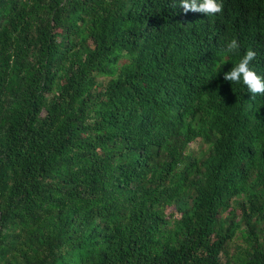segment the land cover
Segmentation results:
<instances>
[{"label": "trees", "instance_id": "trees-1", "mask_svg": "<svg viewBox=\"0 0 264 264\" xmlns=\"http://www.w3.org/2000/svg\"><path fill=\"white\" fill-rule=\"evenodd\" d=\"M222 2L0 0V264H264V0Z\"/></svg>", "mask_w": 264, "mask_h": 264}, {"label": "clouds", "instance_id": "clouds-1", "mask_svg": "<svg viewBox=\"0 0 264 264\" xmlns=\"http://www.w3.org/2000/svg\"><path fill=\"white\" fill-rule=\"evenodd\" d=\"M179 5L185 12L198 11L204 14H215L222 11V0H179ZM240 42L232 38L227 42L225 52L228 54L239 51ZM256 57V51L247 49L244 54L234 63L231 68L224 72V79L230 82H243L252 94H264V75L257 72L252 66V61Z\"/></svg>", "mask_w": 264, "mask_h": 264}, {"label": "rangeland", "instance_id": "rangeland-1", "mask_svg": "<svg viewBox=\"0 0 264 264\" xmlns=\"http://www.w3.org/2000/svg\"><path fill=\"white\" fill-rule=\"evenodd\" d=\"M200 146H201V141L200 140H196V141L191 143L190 150H194V151L196 150L198 152Z\"/></svg>", "mask_w": 264, "mask_h": 264}]
</instances>
